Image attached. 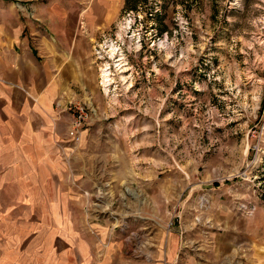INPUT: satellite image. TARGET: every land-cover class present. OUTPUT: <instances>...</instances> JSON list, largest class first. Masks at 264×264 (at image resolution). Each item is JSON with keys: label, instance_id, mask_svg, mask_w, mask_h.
I'll return each mask as SVG.
<instances>
[{"label": "rangeland", "instance_id": "1", "mask_svg": "<svg viewBox=\"0 0 264 264\" xmlns=\"http://www.w3.org/2000/svg\"><path fill=\"white\" fill-rule=\"evenodd\" d=\"M110 23L54 126L0 143V264H212V232L216 264H264V0H126Z\"/></svg>", "mask_w": 264, "mask_h": 264}, {"label": "crops", "instance_id": "2", "mask_svg": "<svg viewBox=\"0 0 264 264\" xmlns=\"http://www.w3.org/2000/svg\"><path fill=\"white\" fill-rule=\"evenodd\" d=\"M125 2L0 0L1 144L16 137L32 147L40 131L54 126L50 121L60 112L54 103L71 96L74 82L82 85L89 37L110 25ZM235 232L226 237L233 251L242 240ZM220 238L212 232V264H216L217 248L222 249ZM249 239L262 245L255 236Z\"/></svg>", "mask_w": 264, "mask_h": 264}, {"label": "bare ground", "instance_id": "3", "mask_svg": "<svg viewBox=\"0 0 264 264\" xmlns=\"http://www.w3.org/2000/svg\"><path fill=\"white\" fill-rule=\"evenodd\" d=\"M108 52H109L110 56L112 57L115 53V47H113V45H110V49ZM107 67H106V69L103 70V77L106 80V82L109 80V70Z\"/></svg>", "mask_w": 264, "mask_h": 264}, {"label": "built area", "instance_id": "4", "mask_svg": "<svg viewBox=\"0 0 264 264\" xmlns=\"http://www.w3.org/2000/svg\"><path fill=\"white\" fill-rule=\"evenodd\" d=\"M79 122L77 121L72 128L69 130V134L72 135L75 139H78V127H79Z\"/></svg>", "mask_w": 264, "mask_h": 264}]
</instances>
